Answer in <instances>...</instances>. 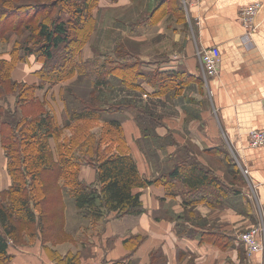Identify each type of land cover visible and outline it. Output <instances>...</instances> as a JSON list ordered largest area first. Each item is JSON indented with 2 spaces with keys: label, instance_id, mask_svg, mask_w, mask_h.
<instances>
[{
  "label": "crops",
  "instance_id": "obj_1",
  "mask_svg": "<svg viewBox=\"0 0 264 264\" xmlns=\"http://www.w3.org/2000/svg\"><path fill=\"white\" fill-rule=\"evenodd\" d=\"M255 1L260 6L254 17V46H250L244 39L247 29L241 15L244 7ZM175 8L185 12L187 27L183 23L180 29L178 22L167 26L165 20ZM92 18L98 26L107 22L127 24L130 32L126 35L134 41L153 39L156 34L159 39H172L176 45L172 49L162 47L158 52L139 55L146 62L163 60L159 69L167 76L185 77L166 81L167 89L159 94L146 80L134 89L171 106L174 103L177 116L163 111L166 116L160 118L161 124L147 135L136 113L126 109L125 119L119 118L141 176L154 182L134 189L141 191L143 212L120 217L111 213L103 220L104 240L109 244L102 240L94 256L82 264L261 262L264 253L248 258L237 236L249 226L264 222V146L249 144L252 131L264 130V0H98ZM98 26L82 49L84 59L101 51L94 45ZM214 45L220 48L221 65L216 76H207L201 51ZM168 56L173 58L166 59ZM40 68L31 56L26 62L19 61L11 75L15 81L39 85ZM67 84L46 82L35 89V95L60 112L64 104L60 93ZM173 88L178 91L175 97L169 96L168 90ZM10 95L6 107L21 115L16 96ZM202 98L206 105L199 101ZM153 136L157 144L152 143ZM1 151L3 190L12 179L0 137ZM189 162L211 172L220 183L190 187L182 177L170 178L171 168L177 164L182 169ZM80 174L89 183L97 177L96 169L86 164ZM201 191L206 192V199L189 202L188 196L198 197ZM137 236L144 238L138 242ZM7 254L9 258L0 264H55L38 242L27 247L8 246Z\"/></svg>",
  "mask_w": 264,
  "mask_h": 264
},
{
  "label": "trees",
  "instance_id": "obj_2",
  "mask_svg": "<svg viewBox=\"0 0 264 264\" xmlns=\"http://www.w3.org/2000/svg\"><path fill=\"white\" fill-rule=\"evenodd\" d=\"M13 1L4 0V2L10 4ZM62 1L66 2L68 6L72 4L75 7L73 10L78 14L76 19V24L78 25L77 31L74 35H71V27L68 24L70 19L66 20L61 16L39 22L37 29L42 39L41 48H43L44 55L47 58L43 66L37 71V75L40 78L39 85H29L26 82H18L12 78V69L22 60H17L12 66H8V69H4L3 64L0 65V95L15 94L18 103L17 107H20L21 113L23 112L21 116L19 115L20 117H17L16 113H10V111L4 114L0 103L1 142L8 158V172L12 179L11 185L7 189L0 191V223L4 226L10 224L11 215L15 213L19 218L35 221L34 208L36 207L40 212L38 218L39 224L44 228L46 227L44 220L51 219L53 214L42 211L43 204L48 201L45 195L42 196L43 187L40 183V179H44L45 173L55 172L56 174L57 171L58 174L60 172L64 179L63 185L67 186L69 192L74 196L77 209L84 217L94 221L102 218L105 219L111 213H115L116 217H120L125 214H139L143 212L141 191H135L134 189L154 182L141 176L137 162L125 140L122 123L119 118L110 117L105 119V126L107 128L100 134L91 131L93 126H90V132L79 134L80 129L84 126L77 125L73 129L74 133L70 136L71 138L68 139V142L57 144L59 160L55 161L49 145L50 137H56L55 131H57L53 118L43 110L37 114H28L33 105L30 99L36 96L35 89L38 86L42 87L46 82L58 84L74 76L76 72L78 73L83 68L82 62L76 60L75 53L78 46L80 52H82L94 28L92 9L96 6L98 0ZM38 5L37 3L15 5L13 10L17 12L20 9H30ZM1 22L3 23L0 25V37L8 28L6 19L5 21L1 20ZM23 22L19 26L15 25L16 28L20 29V26L24 24ZM64 46H70L68 53L65 55L67 57L63 63H57L55 51L62 49ZM74 46L75 49L73 48ZM118 50L124 51L122 47H118ZM49 60L52 61L51 64ZM5 61L7 62V59ZM5 61L4 63L6 64ZM67 62H71L73 65L66 69L65 64ZM124 67V64H117L115 67L113 66L110 72L118 75L119 83L126 87H141L138 82L139 77H135L134 73L137 63H128L127 67L129 69L133 68L132 72ZM142 74L145 77L141 78L148 81L158 94L166 90V86H164L166 81L176 80L175 75L170 74L167 76L160 71L155 73L150 71L148 74L146 72ZM7 77L10 78L11 82L7 80ZM4 82H8L7 87L4 85ZM95 84L99 86V84L104 85L108 84V82L99 72L95 77ZM16 87L21 88L16 90ZM67 89L71 94L79 98V102L83 106L81 109H71L73 119L95 121L101 116L102 112L97 105L93 104V98L86 101L84 98L76 95L71 88L68 87ZM94 91L95 89L93 88L91 92ZM62 99L66 104H69L67 94ZM136 119L143 133L146 135L147 133L150 134L161 124L160 117L154 115L151 111H146L143 107L137 110ZM13 120L14 122H12ZM69 122L65 126H69ZM7 127H9L8 132L6 131ZM38 140L41 142L36 144L35 141ZM62 147H66V150L63 151ZM74 148H76V152L71 153ZM82 164L91 165L96 169L97 177L94 182L89 183L81 178L79 170ZM29 175L34 182L31 184L33 185L32 189H30L35 190L32 192V195L27 188ZM169 176L172 179L177 176L182 177L184 182L190 187L218 181V178L212 175L211 172L209 173L208 170L197 167L194 162H189L182 169L176 164V166L171 168ZM156 182L159 181L156 180ZM205 193V191H201L198 197H193V195L188 196L189 202L206 199L207 195ZM2 195H9L11 197L10 205L4 202ZM32 198L35 204L33 210L31 207ZM7 248V240L0 233L1 262H5L9 258ZM56 259L58 258L56 257ZM58 260L63 259L59 258ZM65 264L72 263L68 260Z\"/></svg>",
  "mask_w": 264,
  "mask_h": 264
},
{
  "label": "rangeland",
  "instance_id": "obj_3",
  "mask_svg": "<svg viewBox=\"0 0 264 264\" xmlns=\"http://www.w3.org/2000/svg\"><path fill=\"white\" fill-rule=\"evenodd\" d=\"M29 3H37L40 5V7H38V5L33 6V8L30 9L23 8L17 12H14L13 7H15V5H26ZM73 8L75 7L72 6V4L68 6V4L62 0H14L12 4L4 2V0H0V25L3 23L1 20L5 21L6 19V25L8 27L4 31V34H2L0 37V65L3 64L4 69H8L17 60L26 62L29 57L32 56L33 59L38 61L42 67L47 58L44 55L43 48H41L42 39L40 38L37 29L39 22L48 21L59 16L66 20L70 19L68 21V24L71 27L70 33L71 35H74L78 26L76 24L78 14L74 12ZM140 19V17L137 18L138 21ZM20 21H24V24L20 26L19 29L16 28V26L21 24ZM165 22L167 23L168 27L178 25L176 24L177 22L179 23V27H181L180 29H182L183 25L187 27L185 12L180 11L177 8H175L169 14ZM96 26L98 25L94 24V28H96ZM98 27L99 31L94 40V45L99 46L101 51H96V54H94L92 58L84 59L82 52H80L79 46L77 47V52L75 53L76 60L82 62L83 68L81 71H78V73L76 72L74 76L65 80V82L68 84L61 89L60 95L62 99V97H65L67 94V100H69V104H66V102L62 99L64 104L63 108H61L62 110H60L61 115L58 114L60 113L58 112V109L56 107H51L50 102L46 99L43 100L37 96H34L33 99H30L33 105L28 111V114H37L43 110L48 115H50L51 118H53L54 124L57 126V131H55L56 137H50L49 139V145L52 149V154L55 161L59 160L57 144L68 142V139H70V136H72L74 133L73 129L77 125H81L82 127L84 126L80 129L79 134H82L83 132H90V126H93L91 128L92 132L100 134L101 132L103 133L104 129L107 128L105 126V119L110 117L125 119L126 115L123 114L124 111L129 109L135 114L137 113V110L140 109V106L138 105L144 107L146 111H153L154 115L162 119L164 116H166L162 114L163 111H167L168 114H173L169 116H177L174 115V103L171 106L168 102L162 100L160 101L156 97H147L146 94L143 95L142 93L135 91L134 87H126L119 83L118 75L110 72L113 66L115 67L117 64H124V68H128V71L132 72L133 68L129 69L127 65L128 63L135 62L137 63V68H135L134 71L135 77H139L138 82L145 81L143 78H141L144 76L142 73L146 72L148 74L150 71L153 73L160 71L159 63L163 60H158L159 58H157L151 62H146L141 59L142 56L139 55V53L144 55L151 54L160 51L162 47H166L167 50L172 49L174 46H176L173 40L159 39L158 34H156L155 38L153 39L151 37L149 39L147 38L145 41H134L128 38L126 35L128 32H130V28L125 23H115L113 25L110 22H107L102 23ZM134 31L136 30L134 29ZM119 37L121 39H117ZM114 46L115 48L113 49ZM118 47H122L124 51L118 50ZM73 48L75 49V46ZM69 49L70 46H64L62 49L55 51L57 63L64 62V59L67 57L65 55L68 53ZM72 54L74 55V53ZM169 58L173 57L168 56L166 59ZM6 59L7 62L5 61ZM4 61L7 65L4 63ZM49 62L50 64L52 63L50 60ZM72 65L73 64L71 62H67L65 64L66 69ZM20 67L23 68L24 64H22ZM140 71L142 72L140 73ZM99 72L102 77L107 79L108 84H99V86L98 84H95V77ZM178 77L181 80L185 76L178 75L176 78L178 79ZM7 80L10 81V78L7 77ZM4 85L7 87L8 82H4ZM68 87L71 88V90H73L76 95H79L86 101H89V99L93 98V104L97 105V107L102 112L101 116L95 121L73 119L71 115V109H81L83 106L80 104L79 98L68 91ZM20 88L21 87H16V90H19ZM93 88L95 91L91 92ZM168 91H170L169 96L171 95L174 97L176 92H178L175 91L174 88L172 90L169 89ZM8 94L10 95V93ZM9 95H0L2 112L5 114V112L10 111V113H16L17 115L18 112H12L14 110L13 107H6L5 101L8 99ZM199 101H204V105H206V99L202 98ZM20 116L17 115V117ZM12 122H14V120ZM67 122H69V126H65ZM8 128L9 127L6 129L7 132ZM153 138L154 139L152 143L155 142L154 144H157L158 140L154 136ZM40 142V140L35 141L36 144ZM75 149L76 148H74L71 153L76 152ZM62 150L65 151L66 147H62ZM0 153H2V151ZM224 158L227 160L226 156H224ZM1 164L2 162L0 154V165ZM83 165L85 164L80 166V170L82 169ZM28 177L27 188L32 195V192L35 190L30 189H32L33 185L31 184L34 182L30 175ZM43 178L44 179H40L41 186L43 187L42 196L45 195L46 198H48V201L43 204V207L41 206L42 211L53 214L51 219L44 220L46 227L44 228L39 224L38 218L40 212L35 207L34 200L32 198L33 201L31 207L32 210L35 207L34 211L36 220L32 221L19 218L15 213L11 215L10 224L8 226H4L0 223V233L5 236L8 246L27 247L33 243H40L42 250H44V252L50 256L55 264H65V262L68 260L72 264H82L94 256L96 246H99L102 240L103 244L105 243V229L103 222L105 219L102 218L98 221H94L90 218L84 217L80 213L75 205L74 196L69 192V188L63 185L64 179L60 172H58V174L57 171L56 174L55 172L45 173ZM81 178L83 177L81 176ZM83 179L86 180L85 178ZM2 198L7 205H10L11 197L9 195H2ZM254 226L255 225H251L242 231H250L252 228H254ZM143 238V236H137L136 240L140 242ZM108 244L109 242L105 243L106 246H108ZM56 257L63 260H58ZM250 262L252 261H249V263Z\"/></svg>",
  "mask_w": 264,
  "mask_h": 264
},
{
  "label": "built area",
  "instance_id": "obj_4",
  "mask_svg": "<svg viewBox=\"0 0 264 264\" xmlns=\"http://www.w3.org/2000/svg\"><path fill=\"white\" fill-rule=\"evenodd\" d=\"M260 2L255 1L244 7L242 10L241 21L246 27L245 41L250 46H254L252 33L254 31V17L259 9ZM201 59L204 65L207 76H216L219 73L221 65V51L217 45L209 46L201 51ZM249 144L252 147L264 146V130H254L250 134ZM248 171L247 167L244 169ZM264 222L254 226L250 231L239 232L237 239L246 250L248 257H252L255 253H264ZM257 264H264V257L261 262Z\"/></svg>",
  "mask_w": 264,
  "mask_h": 264
}]
</instances>
